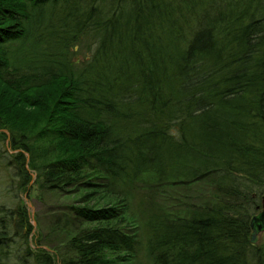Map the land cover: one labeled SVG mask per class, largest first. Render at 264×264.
I'll list each match as a JSON object with an SVG mask.
<instances>
[{"label":"trees","instance_id":"obj_1","mask_svg":"<svg viewBox=\"0 0 264 264\" xmlns=\"http://www.w3.org/2000/svg\"><path fill=\"white\" fill-rule=\"evenodd\" d=\"M0 143L77 195L0 204V264H264V0H0Z\"/></svg>","mask_w":264,"mask_h":264},{"label":"rangeland","instance_id":"obj_2","mask_svg":"<svg viewBox=\"0 0 264 264\" xmlns=\"http://www.w3.org/2000/svg\"><path fill=\"white\" fill-rule=\"evenodd\" d=\"M2 147V144L0 143ZM2 150V149H1ZM32 183V182H31ZM8 185V176L6 171L0 167V204H3L4 207L13 208L16 202L20 199L27 208V212L29 215V220L32 224L33 231H35L37 227V219L40 221V226L44 227L46 225L48 218L50 216V212L54 210L57 206L71 201L76 198V194H54L51 192H41L40 189L36 185L33 184L26 190L19 191L17 193L16 200L13 196V193L9 190H6V186ZM141 193L139 189H137L136 193ZM153 194V193H152ZM137 195L134 193V201L137 200ZM191 195L193 193L191 192ZM154 197V195H153ZM34 243V240L31 239V244ZM33 245V244H32ZM142 257L145 258V256Z\"/></svg>","mask_w":264,"mask_h":264},{"label":"water","instance_id":"obj_3","mask_svg":"<svg viewBox=\"0 0 264 264\" xmlns=\"http://www.w3.org/2000/svg\"><path fill=\"white\" fill-rule=\"evenodd\" d=\"M251 226H252V232H251L250 240L255 241L257 234L261 230H264V197L262 199L261 210L252 217Z\"/></svg>","mask_w":264,"mask_h":264}]
</instances>
